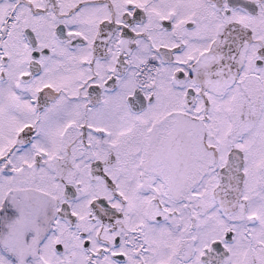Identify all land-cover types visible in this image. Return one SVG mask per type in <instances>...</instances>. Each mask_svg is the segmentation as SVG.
Returning <instances> with one entry per match:
<instances>
[{"label": "snow or ice", "instance_id": "snow-or-ice-1", "mask_svg": "<svg viewBox=\"0 0 264 264\" xmlns=\"http://www.w3.org/2000/svg\"><path fill=\"white\" fill-rule=\"evenodd\" d=\"M0 264H264V0H0Z\"/></svg>", "mask_w": 264, "mask_h": 264}]
</instances>
